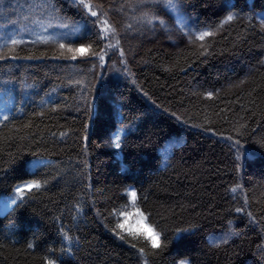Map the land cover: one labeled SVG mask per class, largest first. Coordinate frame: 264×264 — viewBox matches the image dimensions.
Wrapping results in <instances>:
<instances>
[{
  "label": "trees",
  "instance_id": "obj_1",
  "mask_svg": "<svg viewBox=\"0 0 264 264\" xmlns=\"http://www.w3.org/2000/svg\"><path fill=\"white\" fill-rule=\"evenodd\" d=\"M85 3L0 0V264H264V0Z\"/></svg>",
  "mask_w": 264,
  "mask_h": 264
},
{
  "label": "snow or ice",
  "instance_id": "obj_2",
  "mask_svg": "<svg viewBox=\"0 0 264 264\" xmlns=\"http://www.w3.org/2000/svg\"><path fill=\"white\" fill-rule=\"evenodd\" d=\"M141 2H143V3H154V4L155 3H161L164 5V7L166 9H169L170 11H173V12L179 11V8H178L179 0H141ZM73 3L74 4L78 3V6H82L83 8L88 9V12L90 13V15L92 17L97 16V12L93 11L92 6L89 3H85V0H73ZM231 7H234V5H229V8H231ZM237 15H238L237 13L229 11V13L226 15L225 19L221 22L220 26L223 27V24L231 22L233 19H235L237 17ZM261 19L264 20V17H261ZM92 23L95 24L96 21H92ZM103 23L105 26H107V20H104ZM149 23H151V21H149ZM159 23L161 26L165 25V21L162 19L159 20ZM177 23L180 24L181 29L184 28V26H185L184 20L179 15L177 16ZM59 26L60 27H68L67 24H60ZM212 34H213L212 32L204 31L197 36V39L203 40L206 36H210ZM11 42L13 44L19 43V41L15 40V39H13ZM44 42L47 43L48 39L44 38ZM118 43H119V41H117V44ZM60 47L63 48L64 45L61 44ZM68 51L69 52H75V53L79 54L80 56H83V55H85L87 49L85 47L81 46V47L76 48V49L69 48ZM99 58H100V60L104 59L103 56H100ZM72 59H76V56L73 55ZM4 119L5 120L8 119L7 115L4 116ZM122 133H123V129H119V130H117L116 134L113 137V145L116 149H119L121 147L120 139H121ZM44 183H46V181ZM41 187H42V184H41V182H38V181H31V182L25 183L23 185H18L15 188L14 197L10 198L9 200L3 201L2 205H0V208H2L4 211H7L12 206L18 207L19 204H22L24 202L26 192L30 193V192H32L33 189L39 190ZM236 190H237L236 188L231 189L232 192H236ZM128 195L131 198L132 204L134 205L136 202V199H137L136 191L130 190V191H128ZM237 211H241V209H237ZM120 215L124 217V220H123V222L118 223L116 225V228H119L122 231H126L128 233V235L133 237V238L143 237V239L146 240L151 245V248H153V249H157V248L161 247V243H160L161 233L159 231H156L152 225L145 223V221L147 220V217L144 215V213L142 211H140L139 208H137L134 213L121 212ZM133 215H135V217H136L135 225L126 227V225H128L129 217L133 216ZM249 215H251V213H249ZM113 232L115 233V229H113ZM116 234L119 235L120 239H122V240L125 239V237L123 235H120L119 233H116ZM64 239L69 242L68 250L70 251L71 237L66 232L64 233ZM221 242L227 243V239H224ZM29 247H32V245L30 244ZM133 247H135V245H133ZM140 252L143 253L144 248H140ZM48 264H55V262L49 261Z\"/></svg>",
  "mask_w": 264,
  "mask_h": 264
}]
</instances>
